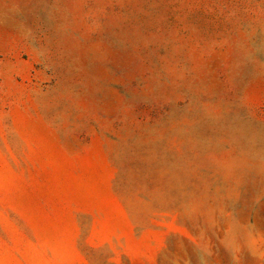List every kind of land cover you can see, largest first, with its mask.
<instances>
[{
    "label": "rangeland",
    "instance_id": "rangeland-1",
    "mask_svg": "<svg viewBox=\"0 0 264 264\" xmlns=\"http://www.w3.org/2000/svg\"><path fill=\"white\" fill-rule=\"evenodd\" d=\"M0 264H264V0H0Z\"/></svg>",
    "mask_w": 264,
    "mask_h": 264
}]
</instances>
